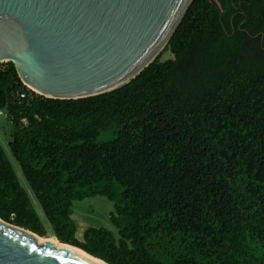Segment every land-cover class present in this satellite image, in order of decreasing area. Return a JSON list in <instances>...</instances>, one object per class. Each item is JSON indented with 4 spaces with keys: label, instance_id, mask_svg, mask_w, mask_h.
<instances>
[{
    "label": "trees",
    "instance_id": "1",
    "mask_svg": "<svg viewBox=\"0 0 264 264\" xmlns=\"http://www.w3.org/2000/svg\"><path fill=\"white\" fill-rule=\"evenodd\" d=\"M219 1L107 93L48 98L0 64L11 153L61 242L109 264H264V0ZM96 195L117 234L79 240L73 203ZM0 218L46 232L1 142Z\"/></svg>",
    "mask_w": 264,
    "mask_h": 264
},
{
    "label": "water",
    "instance_id": "2",
    "mask_svg": "<svg viewBox=\"0 0 264 264\" xmlns=\"http://www.w3.org/2000/svg\"><path fill=\"white\" fill-rule=\"evenodd\" d=\"M193 1L0 0V64L48 98L107 93L157 57ZM40 236L0 218V264H109Z\"/></svg>",
    "mask_w": 264,
    "mask_h": 264
},
{
    "label": "rangeland",
    "instance_id": "3",
    "mask_svg": "<svg viewBox=\"0 0 264 264\" xmlns=\"http://www.w3.org/2000/svg\"><path fill=\"white\" fill-rule=\"evenodd\" d=\"M11 138L12 122L7 114L6 109H0V142L5 148L12 164L16 168L22 185L28 190L33 199L36 211L41 219L44 228L46 229L45 234L42 236L56 238V236L53 235L51 223L49 222L40 203L36 200L33 190L28 185L19 163L15 160L11 153L9 146ZM113 211L114 203L103 195L86 197L82 200L74 201L73 219L77 226L76 237L79 240H83L86 230L90 227L104 228L117 234V228L110 219V214Z\"/></svg>",
    "mask_w": 264,
    "mask_h": 264
},
{
    "label": "built area",
    "instance_id": "4",
    "mask_svg": "<svg viewBox=\"0 0 264 264\" xmlns=\"http://www.w3.org/2000/svg\"><path fill=\"white\" fill-rule=\"evenodd\" d=\"M27 88L31 89L29 86H27ZM26 95H27V91L26 90H19V91H16V93L13 94V97H14L15 100H19V99L25 98Z\"/></svg>",
    "mask_w": 264,
    "mask_h": 264
},
{
    "label": "bare ground",
    "instance_id": "5",
    "mask_svg": "<svg viewBox=\"0 0 264 264\" xmlns=\"http://www.w3.org/2000/svg\"><path fill=\"white\" fill-rule=\"evenodd\" d=\"M40 238H43V239H49L50 241H54V242H57V243H61V244H64V245H68V246H71L73 248H76L80 251H82L81 249H79L78 247L74 246V245H71V244H65L63 242H61L59 239L55 238V237H43V236H40Z\"/></svg>",
    "mask_w": 264,
    "mask_h": 264
},
{
    "label": "clouds",
    "instance_id": "6",
    "mask_svg": "<svg viewBox=\"0 0 264 264\" xmlns=\"http://www.w3.org/2000/svg\"><path fill=\"white\" fill-rule=\"evenodd\" d=\"M33 90V89H32Z\"/></svg>",
    "mask_w": 264,
    "mask_h": 264
}]
</instances>
